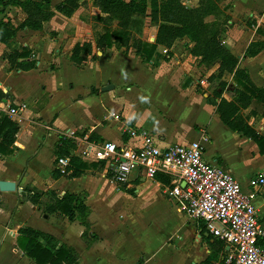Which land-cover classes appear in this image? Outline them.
<instances>
[{"label": "crops", "instance_id": "0c3cea01", "mask_svg": "<svg viewBox=\"0 0 264 264\" xmlns=\"http://www.w3.org/2000/svg\"><path fill=\"white\" fill-rule=\"evenodd\" d=\"M25 1L20 0V2ZM32 1L42 2V0ZM49 1L48 9L53 13V16L43 24L41 31L19 30L9 44L0 43V70L6 77L5 80H0V100L1 102L23 103L27 106V109L15 118H9L4 113L0 114V120L6 118L18 127L16 142L12 147L13 154L9 157L11 164L4 163V158L0 153V181L14 182L17 185L15 193H0V264H34L15 249L17 232L22 227H29L52 236L59 245L71 249L77 254L78 264H227L226 258L230 247L213 238L206 231L203 223L189 219L181 210V205L167 196V186H164L156 178L151 181L137 173L131 177L127 186L117 187L109 183L103 169L98 167L87 169L79 177H72L73 171H70L66 176H61L59 173L57 153L61 148V142H65V140L70 141L74 145V149L69 150L68 155L61 157L62 159L78 158V153L82 149L77 142L79 139L87 138L91 144L103 142L119 144L126 141V137L123 135L125 126L150 132L158 139L159 147L162 149L179 145L172 140H167L163 132L150 126L149 122L139 120L136 123L133 121L134 115L129 112H127V117H124L123 112L126 107L123 103H118L116 100L112 102L106 100L104 103L102 101L103 94H108L112 90L102 92V89L113 86V90H115L116 84L113 80L104 79L103 83L95 86L90 84L85 88L83 94L66 93L64 96H59L57 93H63L65 89L70 92L75 88L73 82L61 75L62 67L75 68L80 71L86 69L91 71L93 68L92 71H94L95 68L100 69L104 62L113 65L120 64L122 61L132 62L133 65L148 70L155 82L170 84L174 83L173 79H179L182 74L191 77L190 71L194 68L192 66L196 61L200 65V60L192 57L187 50L192 47V44L186 39L183 47L178 44L180 41L175 42L169 50L170 55L165 54L163 57V62L158 61V57L163 55L162 53L166 49L158 47L149 66L137 61V56L134 53L133 56L136 60L124 56L122 51H118L121 47L119 45L102 53L96 48V41L99 35H103L101 30L104 29V26L101 25L100 29L93 22L95 17L101 16L99 10L94 6L93 0H78L80 8L70 18L56 12V7L65 0H58L55 4L54 0ZM158 1L164 4L166 0ZM218 2L221 10L219 17L221 20L218 19V21L221 22L224 30L222 36L224 46L238 60L239 68L246 71L251 82L257 88L264 89V51L252 58L246 56V51L251 43L264 40V0H218ZM198 3L199 0H184V5L189 8H196ZM24 19L25 15L18 7H8L0 13V23H8L14 28L20 27ZM213 21H215V17L207 19V22ZM155 26L154 36L148 41L150 44L155 42L158 25L155 24ZM84 43L91 44L92 54L80 66H76L71 62L72 51L76 45ZM22 49L30 51V59L35 61V68L28 72L11 69L5 59L6 55L16 51L20 52ZM160 49L162 52H159ZM166 61L179 66V73L175 76L156 73L155 70L160 69L163 65L166 66ZM156 65L157 67H155ZM218 68V63L210 67L200 65L199 69H203V73L207 72L204 78L206 83L211 84L208 79L217 73ZM49 75L55 80L57 87L55 90L49 86L54 82L47 84L42 81ZM14 77L20 79L19 83L23 85L19 91L13 86L12 78L14 79ZM30 81H35V84L31 85ZM223 81L227 83V89L222 98L230 102L234 99L237 86L233 82V76L229 74H224ZM125 86H128L127 92L140 89L141 85L137 81H132ZM178 90L183 93L184 97H195L196 104L203 107L201 110H208L207 121L191 123L190 129L194 131L191 132L192 139L180 145L198 141L202 143L201 140L207 136L209 143L215 144L209 150V146L202 143L205 161L212 166H220L228 171L240 183L245 193L254 192L253 182L264 177V167L259 168V172H254L247 177L243 168L235 164L229 156L235 154L237 158L242 154V148H250V160L255 157L264 159L258 145L243 135L232 132L222 124L215 108L207 102L212 95L208 97L204 95L203 99L193 89ZM15 92H28V95L17 97ZM46 96L49 97V100L39 106ZM30 104H34L32 110H28ZM93 108L94 110L96 108L97 110H112L113 113L119 114L121 120L119 122L111 119L106 120L109 117L108 111H102L101 115H97L95 112L92 113V117H88L91 114L87 110ZM167 108L168 110L179 109L171 108L170 105H167ZM158 110L164 109L159 108ZM241 116L258 135L264 138V105L252 106L243 110ZM110 122L114 123L118 132L114 140L106 136ZM69 132H75L76 137L69 138L67 136ZM80 134H84V136L81 137ZM225 145H230L232 148L226 149ZM66 152L67 150H64V153ZM44 156H47L48 163L44 169H39L37 164L41 163ZM108 185L113 186V189L111 190ZM103 190L106 195L104 203L119 196L124 197L125 200H132L131 196L127 195L132 193L135 196H152L147 202L150 203L148 205L156 203L157 195L162 191L164 196L180 207L186 219L195 224L197 236L194 244L190 246L185 238H182V247L187 249L173 250L164 237L142 230H137V236L129 238L123 236L115 240H105L102 235L97 236L91 214L92 193L103 197ZM22 191L41 196L52 192L60 199L65 194L75 196L83 202L87 209V225H83L78 219L70 221L59 213L45 214L48 198L44 195L38 205H33L30 202L22 201ZM253 205L259 218V224L264 229V186L257 192ZM170 210H172L171 207ZM14 226L18 228L17 231H12Z\"/></svg>", "mask_w": 264, "mask_h": 264}, {"label": "trees", "instance_id": "16d2710c", "mask_svg": "<svg viewBox=\"0 0 264 264\" xmlns=\"http://www.w3.org/2000/svg\"><path fill=\"white\" fill-rule=\"evenodd\" d=\"M93 3L101 15L95 17L94 22L103 25L106 30L96 41V48L102 53L119 45L125 49H133L137 57L150 62L158 47L168 51L175 42L186 39L192 44L190 55L199 59L200 65L210 67L218 63L217 73L208 79L211 84L217 82V86L207 102L215 108L223 125L232 132L255 142L261 155H264V138L258 135L241 116L243 110L264 105V89L257 88L251 82L246 71L239 68L238 60L224 46L222 37L224 30L221 22L218 21L221 15L218 0H199L196 8L185 6L184 0H166L164 4L158 0H93ZM49 5V0H42L41 3L32 0L25 2L0 0V13L8 7H18L25 15L24 22L18 28L8 23H0V43L9 44L19 30L41 31L43 24L53 16L48 9ZM79 8L78 0H65L56 7V12L70 18ZM142 17L158 25L155 42L150 44L135 38L131 45L129 32L136 26L138 30L140 29L143 24ZM210 17H215V21L207 22ZM262 51H264V40L253 42L248 47L246 56L252 58ZM91 54V44L76 45L72 51L71 62L80 66ZM30 55V51L22 49L20 52L6 55L5 59L11 69L28 72L35 68V61L30 59ZM224 74L233 76V82L237 86L234 99L230 102L222 98L227 89V83L223 81ZM17 133L16 124L6 118L0 120L1 154H13L12 147L16 142ZM79 136L83 137L84 134ZM73 149L74 145L70 141L61 142L57 159H62L61 157H65L68 151ZM64 150L67 152L64 153ZM67 159L69 162L64 172L61 173L59 170L61 176L73 171L71 176L79 177L91 167L103 169V164L87 165L76 157H67ZM156 179L164 186L170 185V180L166 176L158 174ZM44 195L48 198L45 214L59 213L70 221L78 219L83 225H87V209L78 198L65 194L60 199L52 192ZM21 196L23 202H30L33 205H38L43 197L25 191L21 192ZM15 249L34 264H78V256L73 250L59 245L52 236L29 227L18 230Z\"/></svg>", "mask_w": 264, "mask_h": 264}, {"label": "rangeland", "instance_id": "374dc122", "mask_svg": "<svg viewBox=\"0 0 264 264\" xmlns=\"http://www.w3.org/2000/svg\"><path fill=\"white\" fill-rule=\"evenodd\" d=\"M57 1L58 0H54L53 3L55 4ZM219 20H221V18ZM142 23L143 24L139 30L137 29V26L136 28H132L130 30L129 40L131 45L135 38L148 43V41L154 36L156 29L155 24L149 22V19L146 17H142ZM96 25L100 29L103 26L97 23ZM105 31L106 30L104 28L101 30V33H105ZM184 41L185 39L178 42V44L183 47L185 44ZM187 50H190V48H187ZM118 51H122V54L127 58L130 57L133 60L137 59V61H141L144 65L149 66V62L136 56L135 59L133 56L134 50L131 48L125 49L119 47ZM159 52H162V50L160 49ZM162 54L163 55H159L158 61L163 62L162 59L165 54L168 56L170 55L169 50H165ZM131 63L132 62L127 63L122 61L120 64L113 65L112 63L104 62V65L100 69L95 68L94 71H92L93 68L91 71H89V69L80 71L75 68L67 69L62 67L61 75L68 81L70 80L73 82L75 88L70 92L65 89V92H59L57 94L59 96H64L66 93L83 94L85 88L90 84L95 86L99 83H103L104 79L113 80L115 81L116 88L108 94H103L102 101L104 103H106V100H110L111 102L116 100L118 103H123L126 107V110L123 112L124 117H127V112H129L134 115V122L137 123L139 120L149 122L151 124L150 126L162 131L169 141L172 140L179 145L190 141L193 136L191 132H194L193 129H190V124L196 122H206L208 110H201L203 107L198 103L196 104L197 100L195 97H184L183 93H181L178 89L183 91L193 89L204 99V95L208 97L213 94L214 89H216L217 82L212 84L206 83V79L204 78L207 72L203 73V69H199L200 65H198V61H196L192 66L194 68L190 71V74L192 75L191 77L182 74L179 79H173L174 83L170 84L155 82L150 76L152 74L148 73V70H143L140 66H136ZM165 63L166 66L163 65L160 69L155 70L156 73L159 75L165 74L167 76H175V74L179 73L180 68L175 63H169L167 61ZM155 67H157V65ZM5 79L6 77L4 76V73L0 70V80ZM12 80L13 86L16 87L15 89L17 91H19V88H22L23 86L19 83L20 79L14 77ZM42 81L47 84L49 82H54L53 85L49 86L52 90L57 88L55 86V80H53L51 75L43 78ZM132 81H137L141 85L140 89L126 92V88L128 86L125 85ZM30 82L31 85L35 84V81ZM15 95L17 97H24L28 95V92H15ZM48 100L49 97L46 96L40 102L39 106H41V104L44 105ZM62 101L64 100L62 99ZM167 105H170L171 108L176 107L179 109L168 110ZM33 106L34 104H30L28 110H32ZM159 108L164 110H158ZM102 111H108L107 115L116 114L113 113L112 110H97V108L94 110L93 108L92 110H87V112L91 114L88 117H92V113L95 112L97 115H101ZM108 125H110V128L106 136L111 137L114 140L118 132L116 131L114 123L110 122ZM195 128L198 129V127ZM204 137L205 138L201 140L202 143L209 146L208 148L211 150V147H213V144L215 143H209L208 137ZM225 148L230 149L232 147L230 145H225ZM250 152V148H242V154H240L239 157L236 158L235 154H230L229 156L235 164H238V166L243 168V172L247 177L254 172H259V168L264 167V159H257L255 157V159L250 160ZM2 157L4 158V163L11 164L9 163L10 155L8 156L4 153L2 154ZM47 159V156H44L41 163L37 164V167L39 169H44L48 163ZM59 169L63 170V168L60 167ZM108 186L111 190L113 189V186ZM105 190H103V197L94 195V192L92 193L93 201L91 203V214L94 231L97 236L102 235L105 240H115L116 238L123 236L128 238L135 235L137 236V230H142L156 234L159 237H164L168 244L173 247V250L182 251L183 249H187L182 247V238H185L190 246L194 244V240L197 236L195 224L186 219L180 210V207L164 196L162 191L161 194L157 195V202L154 203L155 205L152 203L151 205H148L150 203L147 202L152 196H135L132 193L127 194L128 196H131L132 200H125L124 197L119 196L112 201L109 200L108 203H104L103 200L106 198ZM169 206L172 210H170ZM17 230L18 228L15 226L12 228V231ZM189 249L191 250L192 248ZM174 262H176V260H174Z\"/></svg>", "mask_w": 264, "mask_h": 264}, {"label": "built area", "instance_id": "2783aa9c", "mask_svg": "<svg viewBox=\"0 0 264 264\" xmlns=\"http://www.w3.org/2000/svg\"><path fill=\"white\" fill-rule=\"evenodd\" d=\"M26 109L23 103L0 100V114L9 118L19 116ZM108 119L121 120L116 114H110ZM124 128L126 141L119 144H91L87 138L77 140L82 147L78 158L103 164L109 183L117 187L127 186L137 173L151 181L158 174L168 177L167 196L181 205L189 219L203 223L213 238L230 247L227 264H264V229L253 205L257 192L264 186V177L253 182L254 192L245 193L228 171L205 161L200 141L162 149L150 132ZM67 136L76 137L75 132ZM68 162L65 158L58 160V166L63 168L61 173Z\"/></svg>", "mask_w": 264, "mask_h": 264}, {"label": "water", "instance_id": "95a60500", "mask_svg": "<svg viewBox=\"0 0 264 264\" xmlns=\"http://www.w3.org/2000/svg\"><path fill=\"white\" fill-rule=\"evenodd\" d=\"M113 86H108L102 89V92H109L113 90ZM182 184V188H184ZM17 192V185L14 182L0 181V193H15Z\"/></svg>", "mask_w": 264, "mask_h": 264}]
</instances>
